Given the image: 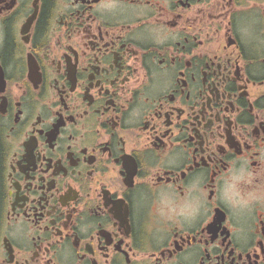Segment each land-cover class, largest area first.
I'll return each instance as SVG.
<instances>
[{"label":"flooded vegetation","instance_id":"1","mask_svg":"<svg viewBox=\"0 0 264 264\" xmlns=\"http://www.w3.org/2000/svg\"><path fill=\"white\" fill-rule=\"evenodd\" d=\"M0 264H264V0H0Z\"/></svg>","mask_w":264,"mask_h":264},{"label":"clouds","instance_id":"2","mask_svg":"<svg viewBox=\"0 0 264 264\" xmlns=\"http://www.w3.org/2000/svg\"><path fill=\"white\" fill-rule=\"evenodd\" d=\"M244 178H245V177H244V174L241 173L240 175L235 176L233 179H234V181L239 182L240 180H243ZM230 188H231L232 190H234V189H235V185H234V184L231 185Z\"/></svg>","mask_w":264,"mask_h":264}]
</instances>
